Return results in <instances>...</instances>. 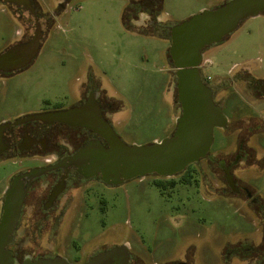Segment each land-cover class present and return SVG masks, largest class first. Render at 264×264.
I'll list each match as a JSON object with an SVG mask.
<instances>
[{
  "label": "rangeland",
  "instance_id": "374dc122",
  "mask_svg": "<svg viewBox=\"0 0 264 264\" xmlns=\"http://www.w3.org/2000/svg\"><path fill=\"white\" fill-rule=\"evenodd\" d=\"M35 1L40 47L25 68L0 76V125L71 107L85 89L95 88L114 101L110 124L122 141L146 145L169 137L182 110L168 27L229 0H163L154 13L146 0H132L129 23L155 35L124 25L130 0ZM3 8L0 53L14 42L17 28H24L8 6ZM25 15L33 33L34 18L28 11ZM203 54L202 73L216 83V98L230 121L225 129L215 128L214 160L194 163L189 182L184 174L87 182L58 215L59 233L53 242L43 239L45 247L59 246L74 263L122 246L137 264H259L264 259V94L258 91L264 80V14L246 19ZM241 145L249 156L235 167L233 181L254 196L233 191L218 165ZM35 163L0 159V220L9 176ZM171 178L176 185L165 190L154 183ZM18 238L23 247L35 243L32 230Z\"/></svg>",
  "mask_w": 264,
  "mask_h": 264
},
{
  "label": "water",
  "instance_id": "95a60500",
  "mask_svg": "<svg viewBox=\"0 0 264 264\" xmlns=\"http://www.w3.org/2000/svg\"><path fill=\"white\" fill-rule=\"evenodd\" d=\"M22 2L32 9L31 0H5ZM264 12V0H229L213 9L203 10L172 26L170 55L178 68L177 77L182 90V113L177 118L174 132L161 141L146 145H128L122 141L110 122L102 115L101 108L94 100L83 106L68 110L40 112L21 118L19 122L42 120H70L94 128L107 138V145L91 143L74 154L71 161L85 171L86 176L101 175L108 184H119L126 180L147 175L174 177L191 164L208 156L214 141L215 128H224L228 118L223 108L216 104L213 91L201 78L199 66L203 63L204 50L224 41L248 18ZM40 32L26 47L0 55V70L14 63L13 56L19 57L18 66L29 64L40 47ZM21 51L23 53L20 57ZM12 66V65H10ZM191 90H188V87ZM17 122V123H19ZM6 125H0V137ZM234 188L233 175H227ZM25 193L16 197L8 189L3 202L0 220V264H72L67 258H30L18 263L7 249L14 239V230L20 218ZM126 246L104 251L87 264H126L129 254ZM264 264V259L259 263Z\"/></svg>",
  "mask_w": 264,
  "mask_h": 264
},
{
  "label": "flooded vegetation",
  "instance_id": "af4514ba",
  "mask_svg": "<svg viewBox=\"0 0 264 264\" xmlns=\"http://www.w3.org/2000/svg\"><path fill=\"white\" fill-rule=\"evenodd\" d=\"M31 4L33 8L29 9L22 2L19 3L17 1L8 2L0 0V9L4 10L3 7L8 6L14 16L19 21L24 23V28H17L14 42L12 43V41H10L9 47H6L0 55L12 50L24 48L28 43H31L34 40L37 34V17H39L37 13L40 8L35 0H31ZM144 4L149 6L151 13L155 12L154 0H146ZM27 11L34 18L35 30L33 33L31 32L32 28L29 27L32 23L29 25L28 18L25 15ZM261 14H264V12ZM170 28L171 27H168L171 36ZM22 52L23 51H21L19 55L20 57H22L23 53H25ZM170 58L174 63L171 55ZM18 59L19 57L13 56L12 61L15 62L9 64L10 68L7 67L6 69L0 70V76L14 74L28 65L18 66V64H16ZM202 64L199 66L202 81L207 87L212 89L215 103L222 107L223 101H218L216 98L219 92L216 89V83L214 84L210 82L203 75L201 70ZM177 71L178 68L176 67L175 88L178 92V99L182 107L184 94L179 87ZM187 89L191 90V87L189 86ZM258 91L261 95L264 94V80ZM83 92L80 95V100L77 104L71 107L56 108L54 110L41 112L68 110L77 106H83L89 100H94L101 108L102 115L109 122H111L109 113H112L115 110L113 109L114 101L107 98L106 94L100 89L94 88L92 90L90 89L88 93L87 91L85 93ZM19 120L20 119L5 124L6 127L0 137V159H9L16 163L20 162L21 164H23V160L29 159L37 160L38 163L21 165L19 169L14 171L9 176L7 190H14L16 197L19 193L21 194V192H24L25 196L20 218L14 230V239L11 244H9L7 249L11 250L18 263H21L28 258L36 260L39 258H55L56 256L64 257L61 255L62 252L59 246H54L51 249L47 248L44 246L43 239H51L52 237V242L55 241V235H58V229L60 228V222L58 220L60 217L58 215L63 213L62 209L65 211L64 209L75 201L76 194L79 192V189L90 181H104L101 175L86 176L85 171H83L81 167L74 164V162L71 161V158L76 152L91 143L101 142L102 144L107 145V138L94 128L87 127L79 122L76 123V121L70 120V118L63 121L56 120L50 123L42 120H32L26 122H19ZM229 124L230 121L228 119L227 125L224 129L229 127ZM249 130L252 132L254 127H249ZM46 156H53L54 160L44 158ZM248 156L249 153L245 150V147L241 145V149L236 153V155H233L229 160L225 158L221 159L218 162V165L223 170L224 175L227 178L228 174L235 175V167L240 165L243 160L246 161ZM205 158L210 161L214 160V157L210 155V152ZM105 183L108 184L107 182ZM231 189L233 191H245L246 193L254 196L248 186H239L234 184V188L231 187ZM85 190L89 191L88 188ZM85 190H82L83 193ZM5 197L6 192L4 194L3 202ZM254 201L258 202L259 199L256 197ZM39 224L43 225V229L38 226ZM49 224H51L52 228H49ZM48 229L51 230L50 233ZM29 230H32V234L35 235V240H32L35 243L34 245H30V247H23V243H20L21 241L18 242V235H27ZM42 235L50 236H45V238H43ZM19 245H22V247ZM125 248L129 254L130 251L128 247L126 246ZM95 256H97V254L84 262H81L80 260H77L79 261L78 263H74L73 261L70 262L72 264H87ZM130 258L131 254H129V259L126 264H137V262H133Z\"/></svg>",
  "mask_w": 264,
  "mask_h": 264
},
{
  "label": "trees",
  "instance_id": "16d2710c",
  "mask_svg": "<svg viewBox=\"0 0 264 264\" xmlns=\"http://www.w3.org/2000/svg\"><path fill=\"white\" fill-rule=\"evenodd\" d=\"M132 2H135V1L130 0L129 4L124 9L123 19H122L124 25L128 29H130V30H132L134 32L140 33V34L155 35V34H152L153 32H146L143 29L133 28L132 25L129 23V14L131 13V10L133 11ZM162 2H163V0H154V10L156 8L159 9L161 7V5H162ZM192 167H193V164L189 165L186 170H184L183 172L179 173V174H184V176H185L184 180H186L187 182H189L191 180L190 179L191 175H190L189 172L192 169ZM154 183L159 188H161L162 190H165L168 186L174 187L176 185V181L174 179H172V178L171 179H166V180H164V179H156V180H154Z\"/></svg>",
  "mask_w": 264,
  "mask_h": 264
},
{
  "label": "crops",
  "instance_id": "0c3cea01",
  "mask_svg": "<svg viewBox=\"0 0 264 264\" xmlns=\"http://www.w3.org/2000/svg\"><path fill=\"white\" fill-rule=\"evenodd\" d=\"M203 9V8H202ZM158 19L160 20V17H158ZM135 33H137V32H135ZM208 80H209V78H207ZM115 111V110H114ZM118 111V110H117ZM180 114L181 113H176V116H175V118H174V120H175V122L177 121V118L180 116ZM155 141H161V139H155Z\"/></svg>",
  "mask_w": 264,
  "mask_h": 264
},
{
  "label": "built area",
  "instance_id": "2783aa9c",
  "mask_svg": "<svg viewBox=\"0 0 264 264\" xmlns=\"http://www.w3.org/2000/svg\"><path fill=\"white\" fill-rule=\"evenodd\" d=\"M206 62V60L204 59V62L203 63H205Z\"/></svg>",
  "mask_w": 264,
  "mask_h": 264
}]
</instances>
